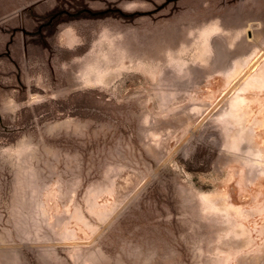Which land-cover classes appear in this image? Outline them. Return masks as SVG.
Returning <instances> with one entry per match:
<instances>
[{"label": "rangeland", "instance_id": "rangeland-1", "mask_svg": "<svg viewBox=\"0 0 264 264\" xmlns=\"http://www.w3.org/2000/svg\"><path fill=\"white\" fill-rule=\"evenodd\" d=\"M0 264H264V0H0Z\"/></svg>", "mask_w": 264, "mask_h": 264}, {"label": "water", "instance_id": "water-1", "mask_svg": "<svg viewBox=\"0 0 264 264\" xmlns=\"http://www.w3.org/2000/svg\"><path fill=\"white\" fill-rule=\"evenodd\" d=\"M248 36H250V32H248Z\"/></svg>", "mask_w": 264, "mask_h": 264}]
</instances>
